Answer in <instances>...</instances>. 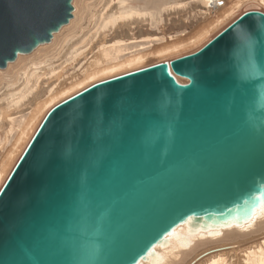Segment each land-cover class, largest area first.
I'll use <instances>...</instances> for the list:
<instances>
[{"label": "water", "instance_id": "water-1", "mask_svg": "<svg viewBox=\"0 0 264 264\" xmlns=\"http://www.w3.org/2000/svg\"><path fill=\"white\" fill-rule=\"evenodd\" d=\"M72 11V0H0V69L50 42ZM252 50L264 71L258 10L191 53L54 104L0 188V264H136L189 217L255 205L264 127L249 116L264 117V75L245 77Z\"/></svg>", "mask_w": 264, "mask_h": 264}, {"label": "bare ground", "instance_id": "bare-ground-1", "mask_svg": "<svg viewBox=\"0 0 264 264\" xmlns=\"http://www.w3.org/2000/svg\"><path fill=\"white\" fill-rule=\"evenodd\" d=\"M244 1L228 7L226 0H72V17L50 42L0 69V188L54 104L94 82L168 63L166 56L185 46L201 47ZM198 221L189 217L175 226L136 264H205L197 263L204 253L245 243L264 229V196L222 221ZM244 256L245 264H264V241ZM208 264L232 263L217 254Z\"/></svg>", "mask_w": 264, "mask_h": 264}, {"label": "rangeland", "instance_id": "rangeland-1", "mask_svg": "<svg viewBox=\"0 0 264 264\" xmlns=\"http://www.w3.org/2000/svg\"><path fill=\"white\" fill-rule=\"evenodd\" d=\"M227 1V3H228V5H227V3H226V5L228 6V7H230L229 5H231L232 3H233V1H235V0H226ZM244 1V0H243ZM242 5L240 6V8H239V12L237 11L235 14H236V16H234L235 18L239 15V14H241L242 12H244V11H247V10H255L256 9V7H258L259 6V8H261L262 10V12L264 13V6L263 5H255V4H253L252 2H250L249 0H245L243 3H241ZM225 5V6H226ZM226 6V8H228ZM234 18H232L231 19V21L233 20ZM231 21H229V23L231 22ZM229 23H227V24H229ZM226 24V25H227ZM225 25V26H226ZM224 26V27H225ZM223 27V28H224ZM222 28V26L220 27V28H218V29H215L211 34L214 36L215 34H217L220 30H222L223 29ZM216 31V32H215ZM211 37L212 36H210V37H208L206 40H203L204 42L203 43H206L208 40H210L211 39ZM210 38V39H209ZM206 41V42H205ZM202 43V44H203ZM202 44H201V46H202ZM192 46V45H191ZM195 47H197V49L199 48V46L197 45H195ZM194 47V45L190 48L189 47V45L188 46H185V47H183V49L181 50L182 52L181 53H179V52H175L174 53V55L172 54V56L170 55V56H166V58H168L169 60H172V59H174V58H177V57H179V56H182V55H185V54H188V53H191V52H193V51H195V50H197L196 48ZM195 48V49H194ZM180 51V50H179ZM154 63V62H153ZM58 103V102H57ZM262 231H264V229H262L261 231H259L258 233H260V232H262ZM258 233H256L255 235L256 236H258V237H256V236H254V238H251V239H249L248 241H246L245 243L243 242L241 245H237V244H233V245H237V247H233L232 249H230V248H224V249H221V250H217V251H210V252H206V253H204L203 254V256L200 258V260H198L197 261V263L199 262V261H201V260H204V262H205V264H208V260H209V258L210 257H213L214 255H221V256H223L224 258H226V260L228 261V262H231L232 264H245V261H244V258H245V253H247L248 251H249V249L252 247H255L257 244H259V243H261V242H263L264 241V232H262V233H260V234H258ZM259 238V239H258ZM254 239V240H253ZM252 240V241H251ZM256 240V241H255ZM261 242H260V241ZM248 242V243H247ZM249 243H251V244H249ZM245 244V245H244ZM251 245V246H250ZM225 246H228V245H225ZM240 247V248H239ZM242 247H244V248H242ZM242 256V257H241ZM244 257V258H243ZM196 264V263H195Z\"/></svg>", "mask_w": 264, "mask_h": 264}, {"label": "clouds", "instance_id": "clouds-1", "mask_svg": "<svg viewBox=\"0 0 264 264\" xmlns=\"http://www.w3.org/2000/svg\"><path fill=\"white\" fill-rule=\"evenodd\" d=\"M246 47V44H245ZM264 75V71H261L255 60L254 50L248 51V70L245 74L246 78H256ZM256 109L264 110V85L258 86V99L255 104ZM250 127L255 129L257 132H260L262 127H264V117L253 118L249 116ZM169 136L172 135L171 132L168 133Z\"/></svg>", "mask_w": 264, "mask_h": 264}, {"label": "snow or ice", "instance_id": "snow-or-ice-1", "mask_svg": "<svg viewBox=\"0 0 264 264\" xmlns=\"http://www.w3.org/2000/svg\"><path fill=\"white\" fill-rule=\"evenodd\" d=\"M21 20H22V22H23V26L24 27H26V21L24 20V18H23V16H21ZM53 26H55V25H53ZM10 58V57H9ZM135 260V256H133L132 258H131V260L129 261V264H131V262L132 261H134Z\"/></svg>", "mask_w": 264, "mask_h": 264}]
</instances>
